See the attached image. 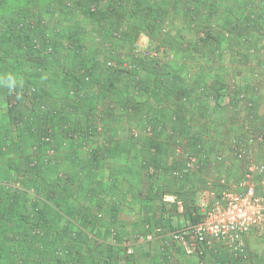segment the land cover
<instances>
[{"label":"crops","instance_id":"crops-1","mask_svg":"<svg viewBox=\"0 0 264 264\" xmlns=\"http://www.w3.org/2000/svg\"><path fill=\"white\" fill-rule=\"evenodd\" d=\"M99 2L106 17L84 16L82 24L96 62L91 86L74 95L61 71L68 57H59L37 77L43 90L35 103H47L49 112L0 91V262L264 264V231L244 236L238 258L221 244L197 256L163 243L194 221L209 192L239 180L234 149L246 131L264 134V0ZM203 28L208 42L198 41ZM148 39L156 55L140 60L133 45ZM104 59L135 61L138 71L121 78L108 70L119 79L110 88V76L98 74ZM9 66L0 82L16 74ZM7 101L16 108L8 110ZM20 113L27 121L18 126ZM68 127L79 136L67 137ZM46 129L54 136L51 159L38 140ZM175 146L197 156L185 176L174 174L182 164L170 153ZM253 157L264 164V143L253 146ZM30 158L42 166L28 169ZM14 181L22 191L11 196ZM145 223L160 230L152 240L134 239Z\"/></svg>","mask_w":264,"mask_h":264},{"label":"built area","instance_id":"built-area-1","mask_svg":"<svg viewBox=\"0 0 264 264\" xmlns=\"http://www.w3.org/2000/svg\"><path fill=\"white\" fill-rule=\"evenodd\" d=\"M91 10H96V4H91ZM60 15V10L56 9L53 16ZM25 17V18H24ZM20 18L18 22V30L21 35L26 34V30L40 27L41 34L44 33L47 41L46 48L43 54L55 56L57 50L49 44L48 39L51 37V32L44 29L46 25L32 22V18L27 19L26 16ZM39 22V21H38ZM41 23L47 24L48 20L42 18ZM114 36L119 37V33L114 31ZM41 36V35H40ZM200 39L207 36V30H200ZM33 48L36 52L40 49V41L38 37L32 38ZM64 48L61 53L68 54L74 50L69 42H64ZM68 52V53H66ZM135 56L155 57L156 52L145 46L144 41L135 42L133 53ZM105 67L116 68L124 72L138 71V64L135 61L123 60L116 64L111 59L103 61ZM92 68L91 62L83 61L78 66L77 70L82 75L85 82L90 80V72ZM264 70V64L261 65ZM40 80L36 79V83ZM33 90V88H31ZM11 104V103H10ZM251 106V103L247 104ZM40 110L46 111L49 106L47 103L38 104ZM27 121L26 119H24ZM67 135L72 138L78 137L69 129L66 130ZM90 134L91 131L88 130ZM40 142L45 144V152L51 159L55 154V146H53L54 138L51 129H46L40 137ZM264 143V134L254 132L248 129L244 135L242 142L235 144L234 155L241 162V176L233 186H224L218 190L209 192L208 198L201 200L197 205L198 220L189 225L176 227L169 232V235L163 240L164 245L178 244L184 254L204 256L208 250H211L216 244L227 246L231 255L235 258L244 257V236L251 230H256L258 233L264 231V164L258 162L253 157V146L255 144ZM173 154H178L181 157V166L174 170V174L178 176L187 175L197 161V156L189 151H183L180 147L175 146L172 149ZM50 161V160H49ZM52 161V160H51ZM42 161L33 160L30 165L33 167L42 166ZM12 187L21 188L19 181L11 183ZM160 227L145 223L143 232L140 230L133 233V238L136 240H152L154 233L159 231ZM127 253H131V248L126 249Z\"/></svg>","mask_w":264,"mask_h":264},{"label":"trees","instance_id":"trees-1","mask_svg":"<svg viewBox=\"0 0 264 264\" xmlns=\"http://www.w3.org/2000/svg\"><path fill=\"white\" fill-rule=\"evenodd\" d=\"M47 1L48 0H0V4L5 2V6H2V9H0V27L3 26L0 32V38L3 39L2 46H0V72L2 70L8 71V69L10 68L9 65L14 64V66H12L14 67L12 68V70H14V72H16V75L21 77L23 80V84L18 85V87L14 90H9L7 87V83H6L7 80H5L7 79V76H4L3 77L4 80H2L0 83L4 82L3 85L5 86L3 89L0 88V91L3 94H5L7 98H23L24 105H26V103L29 102L30 107L34 105L36 98H40L39 92L43 90V84L41 83V81L38 83V85L36 83V79L38 80L37 77H39L38 75L42 73L44 74V71L48 68V66L50 64L51 65L54 64V61L57 58L61 57L60 53H61V50L65 46L64 42H69L74 48L73 53L71 55L72 58L70 59L71 62L65 63L62 66L63 69L61 70L66 76L70 78L71 82L73 83L72 85L76 87L72 89V91L74 92V95H76L75 92L77 93L82 92L83 89H86L87 87L91 86V84L94 83V79H95V69L94 68H95L96 62L94 61V58H91L92 55L90 56L89 48L85 43L84 38H86V35L84 31L85 29L84 25L81 26L82 28L79 30V34H77V36L73 35L76 28H72V27H69L68 30L67 28L64 30V28L62 27L59 32L58 30L57 32L52 31L54 28L53 29H50L49 27L44 28L51 32V37L50 39H48V41H49V44H52L57 50L55 56L53 57L43 54V50L44 48H46L47 41L45 40L44 33L41 34L42 29L40 27L26 30L25 35H21L19 33L20 30H18V22L20 18L25 16L24 11L30 10L34 5H43ZM54 1L58 2L60 5L59 7L60 14L61 13L68 14V13H71L79 9L81 10L83 17L87 16L88 18H91L93 20L104 19L107 14L104 11H100L101 8L100 9L98 8V4L96 5L97 6L96 10L90 9L91 4L98 3L97 0H54ZM27 6L29 7L26 8ZM202 30H207V36L205 38L200 39V36L198 33V41H206V42L210 41L212 37H211L210 31L208 30V28H203ZM109 31L111 33L116 31L119 33V37H121V32L118 29L114 28V26L109 28ZM34 36L38 37V40L40 41V47H39L40 49L37 52L33 48V44H32V38ZM71 37H73L75 40H68ZM149 45H150V40L148 39L146 46L149 47ZM69 54L70 53L67 54L68 57H69ZM139 57H140V60L144 59V57H141V56ZM83 61L92 63L89 82H85L83 80L82 75L77 70L78 66ZM122 61L123 60L117 61L116 64H119ZM9 70H11V68ZM108 70H113L114 72H117L120 74L133 73V72H124L118 67L110 68ZM31 88H33V90ZM40 103H43V102L35 103L33 107V111H35L36 109L37 111L38 110L40 111V109H38L39 108L38 104ZM16 106H17L16 101L14 102L7 101L5 103V107L10 111L14 110ZM49 108L45 112H49ZM22 114L20 113L14 116L13 118L14 124L18 123L17 125L20 126L22 122L25 121L24 119H21L19 117ZM67 129H69L74 134L79 136L78 131L70 127L65 129L66 134H67L66 132ZM42 134H39L38 140H39V144L45 146V144L40 142V137ZM67 137H69L70 139H74L70 137L69 135H67ZM170 153H173L172 150L170 151ZM32 161H33V158H30L28 160L27 162L28 169L29 168L31 169L40 168L39 166H36V167L31 166L30 163ZM10 188L12 191L11 196L17 195L18 193L22 191V186L21 188L14 189L12 185H9V189ZM29 210H31L32 212H38L39 205L37 203H32ZM198 218L199 216L197 215V217L194 219L193 222L198 220ZM35 233L39 234L40 231L34 230L33 234ZM2 235L4 234H0V238ZM0 264H3V263L0 262Z\"/></svg>","mask_w":264,"mask_h":264},{"label":"rangeland","instance_id":"rangeland-1","mask_svg":"<svg viewBox=\"0 0 264 264\" xmlns=\"http://www.w3.org/2000/svg\"><path fill=\"white\" fill-rule=\"evenodd\" d=\"M100 1L102 2V0H100ZM97 2H98V4L100 3L99 0H97ZM2 6H5V2L0 4V9H2ZM28 7L29 6H27L26 8H28ZM33 7L30 10L24 11V12H25V16L27 17V19L29 18V21H30V18L33 19L32 22L34 21L35 25L37 23H39L40 25L43 24V25H46V27H49L50 29L54 28L52 31H56V32H57V30L59 32L62 27L64 28V30L66 28L68 30L69 27H72V28H76L73 35L77 36V34H79V30L82 28L81 26L83 24V19H84V17L82 18V16H81L82 15L81 10L77 9L71 13H68V14H62L61 13L60 15L53 16V13L55 12L56 9L60 10L59 3L54 1V0H48L43 5H34ZM42 18L47 19L48 23L47 24L41 23L40 21L42 20ZM2 28H3V26L0 27V32H1ZM75 38H77V37H75ZM68 40H75V39L73 37H71ZM2 41H3V39L0 38V46H2ZM66 53H68V52H66ZM72 53H73V51L70 52L69 57L65 53H62L61 57H68L66 62L69 63L70 59L72 58L71 57ZM105 69H107V70L101 71V73H98V74H102L103 78H108L110 76V73H111L110 71H108V69H110V68L105 67ZM128 74L129 73H123L122 76H120V77L123 78L125 76H129ZM116 80H118V82ZM107 81H108V83H107L108 87H110V88L114 87L115 89L118 87V84H119L118 78L117 79L116 78L111 79V76H110L109 79H107ZM92 86L94 87V85H92ZM98 88L100 89L101 87H98ZM98 88L97 87L95 88L96 92L98 91L97 90ZM195 207H196V205H195Z\"/></svg>","mask_w":264,"mask_h":264},{"label":"clouds","instance_id":"clouds-1","mask_svg":"<svg viewBox=\"0 0 264 264\" xmlns=\"http://www.w3.org/2000/svg\"><path fill=\"white\" fill-rule=\"evenodd\" d=\"M6 83L9 90H14L18 85L23 84V80L16 74H8Z\"/></svg>","mask_w":264,"mask_h":264}]
</instances>
